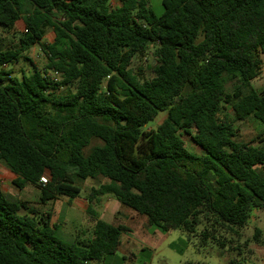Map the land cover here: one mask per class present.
<instances>
[{
  "label": "trees",
  "instance_id": "trees-1",
  "mask_svg": "<svg viewBox=\"0 0 264 264\" xmlns=\"http://www.w3.org/2000/svg\"><path fill=\"white\" fill-rule=\"evenodd\" d=\"M112 1L0 0L1 27L25 24L19 47L0 50V160L13 185L39 186L48 205L78 198L79 181L107 180L87 198L97 217L88 241L66 239L51 212L0 183V264L115 255L130 229L98 218L91 204L105 195L146 216L154 232L179 230L220 250L264 209V142H238L235 126L250 117L264 125V91L253 85L264 69V0H163L161 16L150 0ZM37 45L43 70L24 55ZM150 49L155 76L144 79L131 64ZM21 60L33 70L19 77L12 66ZM161 112L165 120L146 129ZM180 132H194L202 154ZM94 139L103 144L91 147Z\"/></svg>",
  "mask_w": 264,
  "mask_h": 264
},
{
  "label": "rangeland",
  "instance_id": "rangeland-1",
  "mask_svg": "<svg viewBox=\"0 0 264 264\" xmlns=\"http://www.w3.org/2000/svg\"><path fill=\"white\" fill-rule=\"evenodd\" d=\"M112 4L113 7L118 6L119 0H113ZM150 7L158 16L164 13L163 0H150ZM24 31L25 24L22 19L13 28L0 26V50L17 49L19 39ZM44 40L49 44L54 42L55 34L51 28L46 29ZM153 51L150 49L145 55H136L131 64L132 70L144 79H152L155 76L154 63L150 60ZM24 55L32 61L33 65L41 70L44 69L47 57L40 45L33 47ZM32 63L21 60L12 66L15 75L21 77L23 73L31 72L33 70ZM253 85L259 92L264 91V69L262 74L253 81ZM227 88L230 90L231 84ZM61 91H65V88H62ZM228 113L233 115L231 110H228ZM166 116L165 112L159 113L156 120L151 122L146 129L156 128L165 120ZM235 126L238 129L236 138L238 142L253 145L264 142V125L254 117H250L244 122H237ZM177 136L185 143L189 151L202 154V149L193 140L194 132L191 134L180 132ZM102 144L100 139H94L91 147ZM89 148L86 150L87 152ZM8 173L4 162L0 161V183L3 185L4 192L11 198L28 202V206L36 209L40 214L51 212V222L61 226L62 234L68 240L78 241L92 236L97 217L89 211V214L84 212L85 204L82 200L88 198L92 188H97L106 182L105 178L77 182L82 188V193L74 201H69L67 197L61 196L48 205H42L39 186L28 184L25 189L20 190L13 185ZM107 197H111V211ZM91 207L98 214V218L103 216L105 221H111L113 225L127 226L130 232L123 235L119 250L135 251L134 255H127V259L117 252L115 255L106 257L101 264H227L231 258H238L242 264H264V209L254 208L247 226L239 230L238 235H227L231 241L230 248L220 250L213 243L202 247L199 237L179 230H173L167 234L152 231L141 216L126 206L124 207L113 196H105L100 203L94 201Z\"/></svg>",
  "mask_w": 264,
  "mask_h": 264
},
{
  "label": "crops",
  "instance_id": "crops-1",
  "mask_svg": "<svg viewBox=\"0 0 264 264\" xmlns=\"http://www.w3.org/2000/svg\"><path fill=\"white\" fill-rule=\"evenodd\" d=\"M1 161V160H0ZM3 162V161H2ZM5 164V163H4ZM5 166H6V164H5ZM7 167V166H6ZM7 169H8V176H10V178H11V180H12V182H13V180L16 178L15 177V175L9 170V168L7 167ZM1 186H2V189H3V191H4V188H3V185L1 184ZM25 189V188H24ZM105 196H108V195H105ZM105 196H101V197H99L97 200H95V202L96 203H100L101 201H103V198L105 197ZM109 196H111V195H109ZM79 198V197H78ZM78 198H76V199H78ZM75 199V200H76ZM107 199H108V205H109V209H110V211H111V197H107ZM74 201V200H73ZM82 201H84L83 202V204H85V206H83L84 207V212L85 213H88V210H89V202H88V199L87 198H85V199H83ZM125 207V206H124ZM126 208H128V207H126ZM128 209H130V208H128ZM131 210V209H130ZM133 211V210H132ZM133 212H135V211H133ZM89 214V213H88ZM135 214H137V215H139V216H141L142 218H143V221H145V222H147V224H148V218L146 217V216H144V215H140V214H138L137 212H135ZM111 218V217H110ZM100 219H102V220H104V218H103V216H100ZM105 221V220H104ZM107 223H110L111 224V221H106ZM92 236L91 237H87V239H80L81 241H88V240H90L92 237H93V233L91 234ZM124 235V234H123ZM122 238H123V236H122ZM121 243H122V240H121ZM121 246V245H120ZM119 249H120V247H119ZM118 249V251L117 252H119V253H121L122 255H123V258L124 259H127L126 258V256L127 255H134V252L135 251H120ZM102 263V262H101ZM100 263V264H101Z\"/></svg>",
  "mask_w": 264,
  "mask_h": 264
},
{
  "label": "built area",
  "instance_id": "built-area-1",
  "mask_svg": "<svg viewBox=\"0 0 264 264\" xmlns=\"http://www.w3.org/2000/svg\"><path fill=\"white\" fill-rule=\"evenodd\" d=\"M47 182H48V176H43L42 178H41V183H43V184H47Z\"/></svg>",
  "mask_w": 264,
  "mask_h": 264
}]
</instances>
